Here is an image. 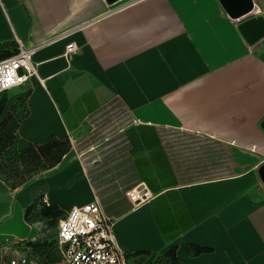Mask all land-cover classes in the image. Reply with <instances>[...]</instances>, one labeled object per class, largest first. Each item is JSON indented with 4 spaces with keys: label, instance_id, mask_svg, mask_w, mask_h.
Listing matches in <instances>:
<instances>
[{
    "label": "crops",
    "instance_id": "crops-1",
    "mask_svg": "<svg viewBox=\"0 0 264 264\" xmlns=\"http://www.w3.org/2000/svg\"><path fill=\"white\" fill-rule=\"evenodd\" d=\"M252 1L234 17L223 0H0V57L20 39L40 77L8 90L28 110L22 148L70 141L22 185L0 175V242L33 235L41 193L63 214L97 200L129 264L173 246L184 264H264V35L239 29L264 18Z\"/></svg>",
    "mask_w": 264,
    "mask_h": 264
},
{
    "label": "built area",
    "instance_id": "built-area-1",
    "mask_svg": "<svg viewBox=\"0 0 264 264\" xmlns=\"http://www.w3.org/2000/svg\"><path fill=\"white\" fill-rule=\"evenodd\" d=\"M34 49L18 39L16 51L0 58V93L25 83L32 76L40 78L37 64L32 59ZM77 50L78 45L69 42L63 55L70 56ZM145 194L141 189L128 192L134 201L142 199ZM56 239L64 264H129L127 253L117 240L114 222L97 200L74 205L67 211L59 220ZM22 243L5 236L0 242V264H32L24 249L14 256L5 254V249Z\"/></svg>",
    "mask_w": 264,
    "mask_h": 264
},
{
    "label": "trees",
    "instance_id": "trees-1",
    "mask_svg": "<svg viewBox=\"0 0 264 264\" xmlns=\"http://www.w3.org/2000/svg\"><path fill=\"white\" fill-rule=\"evenodd\" d=\"M16 49L14 50V52L16 51ZM12 53L9 52L8 54L1 56L0 58L8 56ZM6 102L7 99L0 98V175L14 185H22L23 183L31 179L33 175L45 169L51 168L59 163L64 154L69 150L70 141L66 138L52 137L43 143L29 144L27 147L22 148L23 140L19 136L18 127L21 120L28 113L25 101L23 98L15 101L11 105L6 116L1 119ZM21 105L23 107H21ZM43 201V194L40 193L38 195V198L36 199V202L31 205L26 211L27 220H30V210L36 205H44L45 202ZM47 208L54 212L53 215L57 219L60 216V219L64 216L62 211L55 204H48ZM195 249V252L201 250V248L198 246ZM42 250V253L46 252V258L52 257L53 252L51 248L43 247ZM57 251V257L59 260H61V255L58 247ZM51 260L53 261L54 258H51ZM152 264L184 263L178 257L176 247L173 246L165 250L163 253L158 254Z\"/></svg>",
    "mask_w": 264,
    "mask_h": 264
},
{
    "label": "rangeland",
    "instance_id": "rangeland-1",
    "mask_svg": "<svg viewBox=\"0 0 264 264\" xmlns=\"http://www.w3.org/2000/svg\"><path fill=\"white\" fill-rule=\"evenodd\" d=\"M0 98L7 99L3 113L9 111L10 95L8 90L0 93ZM21 107L23 106L21 105ZM36 175L37 174L33 175V177ZM47 206L48 204L45 202L44 205H36L34 208L30 210L29 212L30 220L28 221L33 225L32 228L33 235L24 243H22L21 248H23L24 251L28 254L29 258L32 260V264H37V263L64 264L57 257L58 251H57V241H56V232L58 228L59 219L61 216L57 219L53 215L54 212L48 209ZM43 247L52 249L53 252L52 257L46 258V252L42 253ZM51 258H54V260L52 261Z\"/></svg>",
    "mask_w": 264,
    "mask_h": 264
},
{
    "label": "water",
    "instance_id": "water-1",
    "mask_svg": "<svg viewBox=\"0 0 264 264\" xmlns=\"http://www.w3.org/2000/svg\"><path fill=\"white\" fill-rule=\"evenodd\" d=\"M226 9L234 17L243 15L251 11L252 0H223ZM239 29L249 43H253L264 35V18L261 15H255L244 19ZM261 176L264 179V164L261 167Z\"/></svg>",
    "mask_w": 264,
    "mask_h": 264
}]
</instances>
